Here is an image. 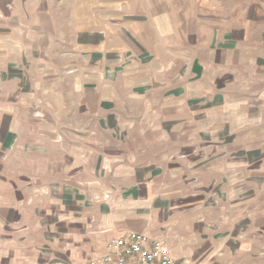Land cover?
Listing matches in <instances>:
<instances>
[{"label":"rangeland","instance_id":"1","mask_svg":"<svg viewBox=\"0 0 264 264\" xmlns=\"http://www.w3.org/2000/svg\"><path fill=\"white\" fill-rule=\"evenodd\" d=\"M133 1L0 0V264H68L60 260V254L85 240L81 235L85 230L70 227L71 217L54 189L58 186L54 176L46 175L42 182L37 176L29 180L26 174L22 180L21 165L9 162L24 156L36 160L38 152H43V146L27 144L37 136L33 139L29 128L53 123L55 97L70 92V81L64 80L68 73L116 80L127 70H138L136 59L149 60L146 54L137 56L120 46L116 54H107L102 44L107 31L115 32L111 24L109 30L104 28L103 18L132 14L137 8ZM210 1L216 13H225L229 0ZM250 1L257 2L264 15V0H233L238 3L239 17L247 14ZM261 24L257 30L264 29ZM119 28L121 33L123 28ZM77 32L79 50L86 51L80 44L97 42L91 47L99 54L95 53V59L104 56L109 64L100 60L89 67V53L78 52L72 60L83 68H73L70 62L62 66L61 54L54 53V48L61 39L74 44ZM262 39L253 42V46L262 45L259 52L222 53L215 58L217 63L210 64L206 55L205 69L195 73L191 54L184 70L174 72L173 78L175 83L188 79L185 74L190 72L195 98L174 100L175 114L167 119L161 117L162 101L156 100L152 112L158 115L147 117L151 124L173 126L172 133L166 134L172 139L158 143L160 149L173 143L172 165L160 172L166 168L167 189L172 193L168 201L175 216L185 221L181 229L178 218L170 222L169 226L175 225L170 238L180 241L183 236L188 241L193 256L189 264H264V35ZM217 40L213 37L208 45L216 47ZM179 60L170 65L176 66ZM211 81L217 84L212 86ZM196 84L202 86L198 91ZM174 85L178 88L179 84ZM94 87L99 90L101 85ZM117 136L122 139L124 133L117 132ZM47 150L48 167L57 169L54 149ZM118 190L115 183L110 184V192ZM102 199L113 198L105 194Z\"/></svg>","mask_w":264,"mask_h":264},{"label":"crops","instance_id":"2","mask_svg":"<svg viewBox=\"0 0 264 264\" xmlns=\"http://www.w3.org/2000/svg\"><path fill=\"white\" fill-rule=\"evenodd\" d=\"M135 1L132 4L137 8L132 14L119 15L115 19L103 18L104 28L109 30L108 24H111L116 33L107 31L102 36V44L107 54H116V47L120 46L137 56L146 54L149 60L141 62L136 59L138 70H127L116 80L101 79L93 74L85 78L84 75L68 73L64 80L70 81V92L55 97L58 105L54 110L53 123L29 128V135H33V139L34 134L37 136L27 144L31 147L41 145L43 152H38L36 160L30 156L26 160L24 156L9 162V165H21L24 174L19 177L22 180L26 174L29 180H35L34 176H37V181L43 182L46 175H53L57 180L58 186L54 189L57 188L61 197L63 210L70 214V227L85 230L81 234L85 235V240L77 241V248L60 254V260L68 264H80L103 256L111 238L130 232L163 241L177 264H189L193 256L188 241L183 236L179 237L180 241H171L170 238V232L175 229V225L169 226L170 222L178 218L181 229L185 221L175 216L168 201L167 197L172 193L167 189L170 185L167 183L168 174L164 175L166 168L160 172L164 166L169 168L172 165L173 143L170 141V146H167L165 141L172 139L166 134L172 133L173 126L151 124L147 117L158 115L152 112L156 100L162 101L165 111L161 117L167 119L175 114L172 111L174 100L188 102L195 98L190 91V72L185 74L188 79H179L175 83L173 78L174 72L184 70L192 58L191 54L194 55L192 69L195 73L197 69H205L206 55L210 64L217 63L215 58L222 53L241 52L246 55L259 52L258 48L262 47L253 46L254 41L261 43L264 35V29L257 30L260 21L262 26L264 24L263 11L257 2L250 1L247 14L239 17L238 3H233V0H229L224 14L216 13L215 3L210 0H194L193 3L190 0H178L176 3ZM253 5H256V10ZM120 26L123 28L121 33L118 30ZM213 37L218 39L216 47L208 45ZM60 42L53 52L61 54L62 66L70 62L71 67H78L77 61L72 60L78 52L89 53V67H95L94 63L100 60L109 64L104 56L95 59V53L99 54L91 47L97 42L95 45L80 44L86 47V51L79 50L78 32L74 44L69 39H61ZM178 57L180 60L172 67L170 64ZM99 83L101 87L97 90L94 86ZM174 84H179L178 88ZM216 84L211 81L212 86ZM201 87L196 84L195 91ZM210 90L213 91V87ZM117 132L124 133L122 139ZM159 141L166 143L165 148L158 147ZM47 148L54 149L53 160L57 169L48 167L51 163L46 158L47 153L50 155ZM34 163L38 168L35 169ZM111 183L118 186V192H110ZM47 187L51 188L52 184ZM66 187L70 189L64 192ZM105 194H111L113 199L103 200ZM158 197L162 200H157Z\"/></svg>","mask_w":264,"mask_h":264},{"label":"built area","instance_id":"3","mask_svg":"<svg viewBox=\"0 0 264 264\" xmlns=\"http://www.w3.org/2000/svg\"><path fill=\"white\" fill-rule=\"evenodd\" d=\"M80 264H177L170 248L161 240L130 232L111 238L107 253Z\"/></svg>","mask_w":264,"mask_h":264}]
</instances>
